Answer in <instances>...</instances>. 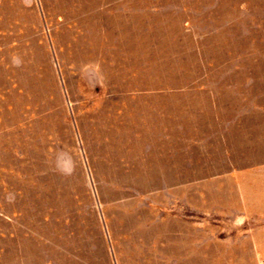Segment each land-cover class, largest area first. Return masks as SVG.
<instances>
[{"label":"rangeland","instance_id":"obj_1","mask_svg":"<svg viewBox=\"0 0 264 264\" xmlns=\"http://www.w3.org/2000/svg\"><path fill=\"white\" fill-rule=\"evenodd\" d=\"M0 264H264V0H0Z\"/></svg>","mask_w":264,"mask_h":264}]
</instances>
